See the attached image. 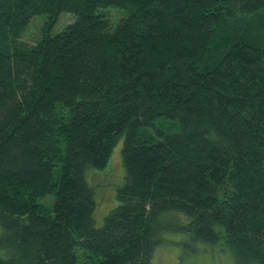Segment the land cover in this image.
<instances>
[{"label": "trees", "instance_id": "16d2710c", "mask_svg": "<svg viewBox=\"0 0 264 264\" xmlns=\"http://www.w3.org/2000/svg\"><path fill=\"white\" fill-rule=\"evenodd\" d=\"M0 226V264H153L169 231L264 264V0H0Z\"/></svg>", "mask_w": 264, "mask_h": 264}, {"label": "rangeland", "instance_id": "374dc122", "mask_svg": "<svg viewBox=\"0 0 264 264\" xmlns=\"http://www.w3.org/2000/svg\"><path fill=\"white\" fill-rule=\"evenodd\" d=\"M109 16L113 19L117 17V13L115 11H110ZM60 18V21L54 28L53 34L62 31L65 26L73 20L68 13H63ZM38 19L44 20L46 17H36L32 21L30 25V35L25 39L28 43H31L36 39L39 29L45 21ZM124 177L125 171L122 165L121 144L118 143L114 148L106 169L99 173L90 171L87 174L88 181L95 191L96 210L94 217L97 223H101L104 216L115 206L116 191L118 187L122 185ZM51 203L52 199L43 201V204L47 206L51 205ZM176 219L178 222L184 221V218L182 217H177ZM1 233L2 227L0 226V234ZM182 236L183 235L174 231L165 233V240H163L161 245H159L154 251L153 264H234L229 253L219 252L216 248L205 245H197L195 249L192 248L195 252H189L187 254L188 248L182 251V245L178 244V242L184 240Z\"/></svg>", "mask_w": 264, "mask_h": 264}]
</instances>
